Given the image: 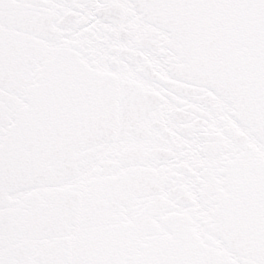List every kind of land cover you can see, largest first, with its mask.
Returning a JSON list of instances; mask_svg holds the SVG:
<instances>
[{
    "label": "snow or ice",
    "instance_id": "snow-or-ice-1",
    "mask_svg": "<svg viewBox=\"0 0 264 264\" xmlns=\"http://www.w3.org/2000/svg\"><path fill=\"white\" fill-rule=\"evenodd\" d=\"M0 264H264V0H0Z\"/></svg>",
    "mask_w": 264,
    "mask_h": 264
}]
</instances>
